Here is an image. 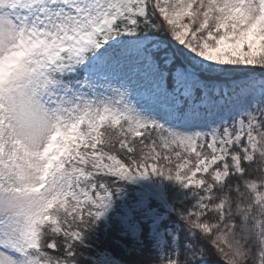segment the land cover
<instances>
[{"label":"snow or ice","instance_id":"1","mask_svg":"<svg viewBox=\"0 0 264 264\" xmlns=\"http://www.w3.org/2000/svg\"><path fill=\"white\" fill-rule=\"evenodd\" d=\"M0 264H264V0H0Z\"/></svg>","mask_w":264,"mask_h":264}]
</instances>
